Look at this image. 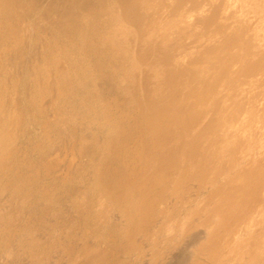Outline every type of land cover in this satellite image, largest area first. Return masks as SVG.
Here are the masks:
<instances>
[{"label":"rangeland","instance_id":"obj_1","mask_svg":"<svg viewBox=\"0 0 264 264\" xmlns=\"http://www.w3.org/2000/svg\"><path fill=\"white\" fill-rule=\"evenodd\" d=\"M0 174V264H264V0H0Z\"/></svg>","mask_w":264,"mask_h":264},{"label":"bare ground","instance_id":"obj_2","mask_svg":"<svg viewBox=\"0 0 264 264\" xmlns=\"http://www.w3.org/2000/svg\"><path fill=\"white\" fill-rule=\"evenodd\" d=\"M85 85V84H84ZM87 94V93H86ZM104 111V110H103ZM114 124V123H113ZM92 155V154H91ZM93 163V162H92ZM120 163V162H119ZM27 168V167H26ZM13 170V169H12ZM27 173V172H26ZM3 174V173H2ZM1 175V174H0ZM15 177V176H14ZM0 180L2 181V179L0 178ZM112 181V180H111ZM54 186H55V184H54ZM95 186V185H94ZM100 186V185H99ZM91 187V186H90ZM96 187V186H95ZM105 188V187H104ZM115 189V188H114ZM110 190V189H109ZM119 190V189H118ZM1 191V190H0ZM95 191H96V189H95ZM99 191H101V190H99ZM93 192V191H92ZM96 192H98V191H96ZM94 193V192H93ZM3 194V193H2ZM96 194V193H95ZM103 194H105V193H103ZM94 195V194H93ZM100 196V195H99ZM113 196V195H112ZM92 197V196H91ZM112 198V197H111ZM75 205V204H74ZM23 208V207H22ZM85 210V209H84ZM102 219V218H101ZM93 220V219H92ZM1 229V228H0ZM114 231V230H113ZM9 247V246H8ZM26 257V256H25Z\"/></svg>","mask_w":264,"mask_h":264}]
</instances>
